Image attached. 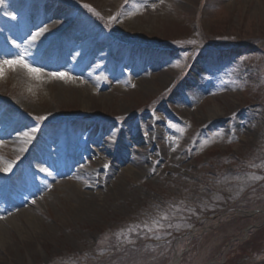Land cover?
<instances>
[{
    "label": "rangeland",
    "instance_id": "rangeland-1",
    "mask_svg": "<svg viewBox=\"0 0 264 264\" xmlns=\"http://www.w3.org/2000/svg\"><path fill=\"white\" fill-rule=\"evenodd\" d=\"M263 227L264 0H0V264H264Z\"/></svg>",
    "mask_w": 264,
    "mask_h": 264
},
{
    "label": "trees",
    "instance_id": "trees-1",
    "mask_svg": "<svg viewBox=\"0 0 264 264\" xmlns=\"http://www.w3.org/2000/svg\"><path fill=\"white\" fill-rule=\"evenodd\" d=\"M264 231V227L262 228V229H259V230H257V231H255V233H254V236L255 237H257V236H261V234H262V232ZM254 240V239H253ZM122 242V241H121ZM121 242H119L120 244H119V246H121V247H116V248H114V250H113V253H112V256H114V255H118V254H120L121 252H124V254H129L131 251H132V249H131V247L130 246H132L131 244H129L127 241L126 242H122V243H124L123 245H121ZM148 242L149 241H146L145 239H144V241L143 240H138L137 241V245L135 244V246L138 248L137 250H133V252H134V255L135 256H137L138 258L140 257V256H142V255H144V253L146 254L147 252H148V249H146V247L148 246L147 244H148ZM244 244H247V242L246 243H244ZM139 246V247H138ZM148 248V247H147ZM139 249H140V251H139ZM144 252V253H141V252ZM139 260V259H138ZM141 260H143V262H145V264L147 263V262H150V264L151 263H154V261H150V259H149V256H147L146 255V257H142L141 258ZM104 261H107V260H104ZM138 262V261H137ZM161 264H163V263H161Z\"/></svg>",
    "mask_w": 264,
    "mask_h": 264
},
{
    "label": "bare ground",
    "instance_id": "bare-ground-1",
    "mask_svg": "<svg viewBox=\"0 0 264 264\" xmlns=\"http://www.w3.org/2000/svg\"><path fill=\"white\" fill-rule=\"evenodd\" d=\"M50 22V21H49ZM51 22H53V21H51ZM29 25H32V23H28ZM45 24H48V21H47V23L45 22ZM109 148V147H108ZM83 203V202H82ZM85 204V203H84ZM86 210H88V207H84L83 206V204L81 205V204H79V206L77 207V209H76V211L77 212H79V213H83L84 211H86Z\"/></svg>",
    "mask_w": 264,
    "mask_h": 264
},
{
    "label": "water",
    "instance_id": "water-1",
    "mask_svg": "<svg viewBox=\"0 0 264 264\" xmlns=\"http://www.w3.org/2000/svg\"><path fill=\"white\" fill-rule=\"evenodd\" d=\"M174 264V263H173Z\"/></svg>",
    "mask_w": 264,
    "mask_h": 264
}]
</instances>
